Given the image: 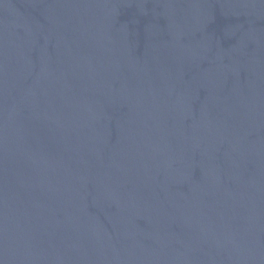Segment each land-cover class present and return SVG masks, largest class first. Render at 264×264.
I'll list each match as a JSON object with an SVG mask.
<instances>
[{"label":"water","instance_id":"water-1","mask_svg":"<svg viewBox=\"0 0 264 264\" xmlns=\"http://www.w3.org/2000/svg\"><path fill=\"white\" fill-rule=\"evenodd\" d=\"M0 264H264V0H0Z\"/></svg>","mask_w":264,"mask_h":264}]
</instances>
